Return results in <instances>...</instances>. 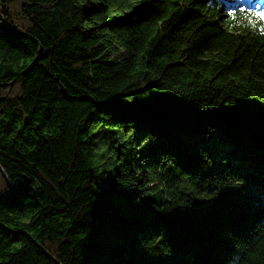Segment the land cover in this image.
Listing matches in <instances>:
<instances>
[{
  "label": "trees",
  "instance_id": "trees-1",
  "mask_svg": "<svg viewBox=\"0 0 264 264\" xmlns=\"http://www.w3.org/2000/svg\"><path fill=\"white\" fill-rule=\"evenodd\" d=\"M263 4L0 0V264H264Z\"/></svg>",
  "mask_w": 264,
  "mask_h": 264
},
{
  "label": "rangeland",
  "instance_id": "rangeland-1",
  "mask_svg": "<svg viewBox=\"0 0 264 264\" xmlns=\"http://www.w3.org/2000/svg\"><path fill=\"white\" fill-rule=\"evenodd\" d=\"M231 132L232 129L213 130L203 136L189 137L186 142L196 147L203 146L207 150L211 169L214 171L233 165L254 171L258 177L264 179V145ZM113 157L114 155L108 162H111Z\"/></svg>",
  "mask_w": 264,
  "mask_h": 264
},
{
  "label": "water",
  "instance_id": "water-1",
  "mask_svg": "<svg viewBox=\"0 0 264 264\" xmlns=\"http://www.w3.org/2000/svg\"><path fill=\"white\" fill-rule=\"evenodd\" d=\"M0 172L2 173L3 177L6 178L5 175H4V173L1 171V169H0Z\"/></svg>",
  "mask_w": 264,
  "mask_h": 264
}]
</instances>
